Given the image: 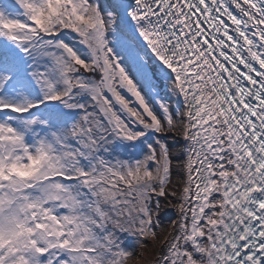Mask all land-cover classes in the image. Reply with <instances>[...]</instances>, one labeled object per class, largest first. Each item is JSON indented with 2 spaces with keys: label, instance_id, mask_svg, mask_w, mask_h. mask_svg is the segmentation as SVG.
<instances>
[{
  "label": "snow or ice",
  "instance_id": "6c2138e0",
  "mask_svg": "<svg viewBox=\"0 0 264 264\" xmlns=\"http://www.w3.org/2000/svg\"><path fill=\"white\" fill-rule=\"evenodd\" d=\"M168 213L147 264H264V0H0V264L143 260Z\"/></svg>",
  "mask_w": 264,
  "mask_h": 264
},
{
  "label": "bare ground",
  "instance_id": "6f19581e",
  "mask_svg": "<svg viewBox=\"0 0 264 264\" xmlns=\"http://www.w3.org/2000/svg\"><path fill=\"white\" fill-rule=\"evenodd\" d=\"M164 218H166V221L167 223H169V226H167V228L164 231L158 232V239L155 242H153L154 247L152 248V250L147 253H144L143 255L145 259L140 260L138 259V257L141 256V252L138 249L135 255L133 256V258L129 261V264H147V259L155 256L156 249L159 247L160 243L163 241L164 236L167 235V233L170 231V222L175 220V215L172 213H168Z\"/></svg>",
  "mask_w": 264,
  "mask_h": 264
},
{
  "label": "rangeland",
  "instance_id": "374dc122",
  "mask_svg": "<svg viewBox=\"0 0 264 264\" xmlns=\"http://www.w3.org/2000/svg\"><path fill=\"white\" fill-rule=\"evenodd\" d=\"M169 141L171 142V137H169ZM167 226H169V223H167L166 218L162 217L161 228L158 230V232L164 231L167 228ZM126 247L129 251H132L134 253V255H135L136 251L138 250V248L136 247V245L132 241H129L127 243Z\"/></svg>",
  "mask_w": 264,
  "mask_h": 264
}]
</instances>
